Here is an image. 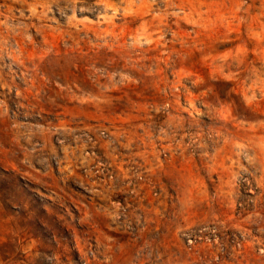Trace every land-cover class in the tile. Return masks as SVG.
<instances>
[{
    "label": "rangeland",
    "instance_id": "obj_1",
    "mask_svg": "<svg viewBox=\"0 0 264 264\" xmlns=\"http://www.w3.org/2000/svg\"><path fill=\"white\" fill-rule=\"evenodd\" d=\"M0 264H264V0H0Z\"/></svg>",
    "mask_w": 264,
    "mask_h": 264
}]
</instances>
